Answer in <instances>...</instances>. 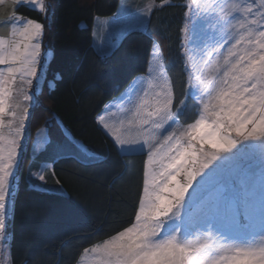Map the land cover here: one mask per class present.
<instances>
[{
    "label": "snow or ice",
    "instance_id": "obj_1",
    "mask_svg": "<svg viewBox=\"0 0 264 264\" xmlns=\"http://www.w3.org/2000/svg\"><path fill=\"white\" fill-rule=\"evenodd\" d=\"M170 2L160 0L159 7ZM5 5L12 11L0 21L9 26L0 35V249L34 106L29 89L44 74L45 24L14 8L47 11L45 0H0ZM156 6L150 0L145 14ZM182 6L183 98L174 107L163 50L154 42L149 74L127 94L124 131L98 117L125 154H146L147 161L134 222L84 247L82 264H264V170L257 186L252 166L241 163L251 147L264 169V0H187ZM188 99L196 117L183 126ZM232 161L235 170L222 176L213 195L189 196L197 177L207 183ZM36 179L45 181L42 174Z\"/></svg>",
    "mask_w": 264,
    "mask_h": 264
},
{
    "label": "trees",
    "instance_id": "obj_2",
    "mask_svg": "<svg viewBox=\"0 0 264 264\" xmlns=\"http://www.w3.org/2000/svg\"><path fill=\"white\" fill-rule=\"evenodd\" d=\"M186 2L171 0L159 7L155 0L147 28L127 31L108 54L95 47L94 25L99 17L115 15L121 0H45L46 14L31 5L18 6L24 18L45 24L42 49L50 54L33 116L46 110L75 141L69 134L50 138L58 152L49 159L57 191L31 187L21 172L9 216L10 264H80L84 247L134 222L147 156L125 154L98 117L124 131L121 121L130 116L124 112L127 94L137 78L149 74L154 42L163 50L174 107L183 98ZM194 104L187 100L181 125L193 122ZM48 117L36 121L45 123Z\"/></svg>",
    "mask_w": 264,
    "mask_h": 264
},
{
    "label": "rangeland",
    "instance_id": "obj_3",
    "mask_svg": "<svg viewBox=\"0 0 264 264\" xmlns=\"http://www.w3.org/2000/svg\"><path fill=\"white\" fill-rule=\"evenodd\" d=\"M128 1L130 3H128ZM135 4V0H126V3L123 7L127 11H132L133 7ZM144 8L140 9V16L135 20V24L137 25L136 27L139 28L141 27L140 25L143 24V21L146 19V6ZM18 8L15 7L14 10L17 15H20L17 13L16 9ZM38 9V7H36ZM123 10V9H122ZM12 11V6L11 5H5V6H0V21L5 20L7 16L10 15V12ZM133 12H131L132 14ZM135 16V14H134ZM27 19V18H25ZM141 29V28H139ZM9 33V26L7 24H0V35H7ZM49 53L48 51H45L42 49V65H43V70L44 74H42L37 81L33 82V89H29V94H32L34 91L35 93V99H34V106L29 108L30 112V117L29 121L26 122L27 127L25 130V139L22 142V157H21V162L19 164L17 174L15 176V191H14V196L18 187V181L20 178L21 172H24L26 175V178L31 185V187H36L40 190H45V191H57L55 188V181H51V178L54 176L53 172V165H52V160H49L54 157L55 153H58L55 151L54 148H52L53 142L51 141V135L53 139L59 140L62 139L63 137L59 135L58 132H55V130H52V128L49 127L52 123L51 117H48V112L43 109H39L37 114L33 116L35 108L37 107V94L42 88L43 80H44V75L45 71L47 68L48 60H49ZM17 87H20L19 83ZM15 103H20L23 106V101L21 96H16ZM48 117L45 123L42 121H36L38 118H45ZM34 118V120H33ZM6 121L10 119V117L5 118ZM58 120V119H57ZM41 123V124H40ZM69 136L71 138L72 135L69 131H67ZM74 140V138H73ZM75 141V140H74ZM84 146V145H82ZM239 147V146H238ZM60 150V149H59ZM234 153L236 150H233ZM244 151L247 153L245 156L244 160L241 161L242 164L245 166L250 164L252 166V171L255 173V179L257 182V186L259 185V180L261 176L262 169L261 168V158H260V153L258 149H253L251 147H247L244 149ZM29 154V159L26 158V156ZM217 163H221L218 161ZM236 167V162L232 161L230 164L224 165V167L220 170V172L215 176L214 178L210 179L207 183L201 181L200 177H197V181L193 183V187L189 189V196H191L193 199L199 201L204 198H208L211 195H213L214 190L218 182L221 180L223 175H226L229 173L230 169L235 170ZM42 174L45 177L44 182H40L36 179V175ZM195 189L196 191H193ZM187 199V197H186ZM12 204H9L8 207V214H7V234H6V240L3 243V248L0 249V264H5V261H7V264H10L9 261V240H10V229H9V216H10V211L12 209ZM82 264V262H80Z\"/></svg>",
    "mask_w": 264,
    "mask_h": 264
},
{
    "label": "crops",
    "instance_id": "obj_4",
    "mask_svg": "<svg viewBox=\"0 0 264 264\" xmlns=\"http://www.w3.org/2000/svg\"><path fill=\"white\" fill-rule=\"evenodd\" d=\"M147 2L149 4L150 0H135L133 10L127 11L125 7H123L126 0H121V8L115 15L111 17H99L96 19V23L94 25V42L95 47L98 51H100V53L108 54L127 31L137 28L135 20L139 18L140 9L144 8ZM131 12L133 13L131 14ZM119 14L122 16L120 19ZM148 21L149 15H146V19L139 28L146 29ZM49 127L52 128V130H55V132H58L64 139L68 137L66 129L63 128L57 118L52 119V123Z\"/></svg>",
    "mask_w": 264,
    "mask_h": 264
}]
</instances>
